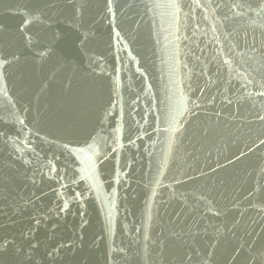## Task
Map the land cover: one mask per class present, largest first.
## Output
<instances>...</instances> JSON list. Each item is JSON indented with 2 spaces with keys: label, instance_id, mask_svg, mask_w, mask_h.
<instances>
[{
  "label": "water",
  "instance_id": "95a60500",
  "mask_svg": "<svg viewBox=\"0 0 264 264\" xmlns=\"http://www.w3.org/2000/svg\"><path fill=\"white\" fill-rule=\"evenodd\" d=\"M261 93L264 0H0V264H264Z\"/></svg>",
  "mask_w": 264,
  "mask_h": 264
},
{
  "label": "snow or ice",
  "instance_id": "6c2138e0",
  "mask_svg": "<svg viewBox=\"0 0 264 264\" xmlns=\"http://www.w3.org/2000/svg\"><path fill=\"white\" fill-rule=\"evenodd\" d=\"M262 95H264V93H261ZM65 207H67V204H65Z\"/></svg>",
  "mask_w": 264,
  "mask_h": 264
}]
</instances>
